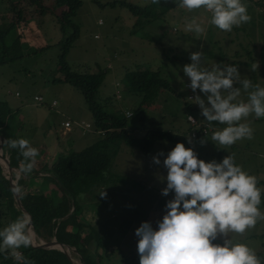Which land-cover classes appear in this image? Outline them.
Instances as JSON below:
<instances>
[{
  "label": "rangeland",
  "instance_id": "374dc122",
  "mask_svg": "<svg viewBox=\"0 0 264 264\" xmlns=\"http://www.w3.org/2000/svg\"><path fill=\"white\" fill-rule=\"evenodd\" d=\"M1 1L0 25L1 17H10V12L7 15L4 13L8 3ZM114 1H126L138 7H144L150 2V0H81V7L73 19L79 28V39L74 42L67 54L66 64L71 71L79 73L94 72L100 67L106 70L98 89V96L101 100L106 99L107 102L102 101L101 104L111 113H122L128 109L130 117L126 122L130 128L135 126L136 132L141 133L151 128L175 132L186 131L187 115L197 116L199 108L187 99L188 92L184 88L187 78L183 76L180 67L189 62L188 54L196 50L203 53L205 64H210L212 61L223 64L238 63L240 58L238 56L243 53L242 47H235L236 44L230 43L235 39L236 27L230 32L219 30L208 23L209 14L203 9L189 11L179 7V0H171L168 6L173 7L161 20L152 21L151 26L147 28L136 26L135 35L131 36L128 35V30L130 27L132 29L135 17L125 7L119 5L111 7L109 3ZM58 12L59 10L56 13ZM192 17L202 24L205 29L202 33L184 31V24ZM28 23V25L21 23L13 30V35L23 33L22 45L19 49L9 52L8 61L0 65V101L14 103L16 99L30 100L33 94H40L43 101L36 107L48 114L55 113L60 121L64 117L70 118L71 127L68 130L74 125L77 127L66 139L60 134L56 136L59 149L65 153L81 150L93 143V139L87 140V136H80V127H82L80 124L91 120L89 112L77 90L68 84L60 85L53 82L61 78L57 60L59 50L53 45L59 42L62 36L49 16L29 19ZM259 32L261 33L262 30L260 29ZM242 59L244 60L245 57ZM138 68L160 70L170 87V90L160 92L148 106H141L139 113L134 110L141 101L140 96L126 91L122 80L126 71ZM239 71L252 84L263 86L260 79L253 77L250 68L242 67ZM15 92L20 94L19 98L14 96ZM197 94H199L198 90ZM52 98L58 101L55 108H49L44 104V102L49 103ZM239 99H247V92L243 89ZM22 115L24 118H27V115L31 116L29 112L25 113V110ZM73 117L81 118L83 121L74 124ZM41 118L43 124L34 126L29 119L32 126L30 128H38L30 143L37 149V157L33 165H37L41 154L39 151H41L40 146H43L42 136L45 132L43 126L50 122ZM246 122L253 131L257 130L256 134L252 131L251 139H241L226 148L205 149L204 142L193 139L189 142L198 156L205 161L219 162L221 158L230 154L236 164L238 155L250 159L253 164H260V167L250 168L247 173L257 177V186L264 195V117L257 119L250 114ZM25 128L31 131L27 124ZM207 139L209 138H205L204 141ZM172 147L165 140L158 141L154 144L150 157L158 152L166 154ZM130 150L132 151L130 154L123 153L119 156L117 153L116 158L119 156L116 160L117 165L114 161L110 164L108 173L116 178L90 189L78 199L79 205L85 212L84 218L99 232L102 244L107 249L106 264H117L123 261L124 257L130 258L137 254L134 229L142 221H149L155 227V222L163 214L159 212L160 208L167 199L171 198V193L166 197L158 195L163 187L158 177L164 175V169L154 165L151 158L136 160L135 149L130 148ZM131 154L134 155L135 161ZM136 156L145 157L142 154ZM0 164L6 175L8 169L3 156ZM13 173L17 193L16 180L19 171L14 170ZM102 192L105 193L103 197L100 196ZM262 197L264 200V196ZM258 207L264 213V205L260 204ZM259 231L264 232V219L257 220L252 228L246 229L243 233H228V236L233 243L246 244L255 253H260L258 257L260 264H264V233L260 237L250 238L253 233ZM30 235L31 243H34L33 233L30 232ZM217 240L221 241V238L217 237ZM98 253L102 254L103 251L99 249Z\"/></svg>",
  "mask_w": 264,
  "mask_h": 264
},
{
  "label": "trees",
  "instance_id": "16d2710c",
  "mask_svg": "<svg viewBox=\"0 0 264 264\" xmlns=\"http://www.w3.org/2000/svg\"><path fill=\"white\" fill-rule=\"evenodd\" d=\"M170 1L151 0L144 7H138L126 1H114L109 5L125 7L132 13L135 21L131 34L135 35L136 26L144 28L152 21L161 20L173 7L168 6ZM1 2L8 3L4 13L7 15L10 12V17H1L0 65L8 61L9 52L19 49L22 45L23 33L13 35V30L21 23L28 25L29 19L49 16L62 36V39L53 45L59 50L57 60L58 70L61 72V78L53 82L68 84L80 93L91 116L92 130L101 135V138L91 145L59 156L47 169H36L33 165L30 172L26 174L19 172L16 180L17 193L32 212V240L37 244L55 239L70 248L69 257L74 261L84 264H106L107 249L102 244L99 232L93 229L89 221L84 218L85 212L79 205L78 199L90 189L116 178L108 173V168L117 155L121 143L138 150L146 158H150L154 144L162 140L172 146L181 142L185 144V147H191L197 154L189 142L192 139L189 136L190 127L187 126L184 132L151 128L138 133L135 126L130 128L126 122L130 116L126 117L123 112L111 113L103 108L101 102L106 103L107 100L99 98L98 89L106 70L100 67L94 72L79 73L69 69L65 58L74 42L79 39V28L73 19L81 7V0H2ZM242 2L246 5L250 20L242 23L244 26L234 28L235 39H232L230 43L236 44L235 47H242L243 51L238 56L241 59L239 58L235 65L238 71L242 67L250 68L253 77L260 79L264 86V0H242ZM58 10L59 12L56 13ZM254 64L256 68L253 67ZM122 80L126 91L140 96L141 101L134 110L137 113L140 112L141 106H148L160 92L170 90L168 81L157 69L129 70L124 73ZM188 115L193 116L197 122H206L212 129L219 124L215 121H204L199 114ZM11 122L12 115L8 107L0 102V132L7 141L17 139L10 137ZM200 132H197L193 140H204L212 130L205 135ZM7 151L11 164L15 170L19 171L20 162L23 160L19 150L10 148L7 144ZM49 186L52 187L51 191L48 189ZM262 196L264 195L261 194V203L264 205ZM24 215L26 214L22 209L11 200L6 175L0 164V229ZM99 249L103 251L102 254L98 253ZM16 251L20 253L23 261H18L12 255V250L5 248L0 251V264H71L65 253L57 248L21 246ZM256 255L260 257V253ZM122 262L138 264V255L124 257Z\"/></svg>",
  "mask_w": 264,
  "mask_h": 264
},
{
  "label": "clouds",
  "instance_id": "9594fccd",
  "mask_svg": "<svg viewBox=\"0 0 264 264\" xmlns=\"http://www.w3.org/2000/svg\"><path fill=\"white\" fill-rule=\"evenodd\" d=\"M179 7L203 9L209 14L208 23L224 32L250 20L242 0H179ZM204 30L195 17L184 24L185 32L199 34ZM188 60L180 67L192 93L188 99L199 108L204 121L225 125L211 133V140L230 146L251 139L253 130L246 118L250 114L257 119L264 117V86L252 84L235 64H205L200 50L190 52ZM242 89L247 92L246 100L239 99ZM7 144L23 157L19 172H30L37 149L24 138ZM151 162L164 169V175L158 177L163 183L160 195L171 193V198L165 201L155 227L142 221L134 229L138 264H260L252 248L233 243L228 236L243 233L264 219L258 207L261 188L256 176L242 170L230 154L219 162L205 161L181 142L166 154L156 153ZM104 195L102 192L100 196ZM29 224V217L24 215L0 229V251L10 249L18 261H23L16 250L30 245ZM218 235L221 242H216Z\"/></svg>",
  "mask_w": 264,
  "mask_h": 264
},
{
  "label": "crops",
  "instance_id": "0c3cea01",
  "mask_svg": "<svg viewBox=\"0 0 264 264\" xmlns=\"http://www.w3.org/2000/svg\"><path fill=\"white\" fill-rule=\"evenodd\" d=\"M151 1V0H150ZM148 26H151V23L147 24L145 26V28H147ZM206 26V24L204 25ZM128 35H131V27L130 29L128 30ZM96 36V35H95ZM116 57V56H114ZM110 64V63H108ZM123 66V65H122ZM122 69H124L122 67ZM242 76H245L241 73V71H238ZM56 84H62V83H56ZM115 86V85H114ZM116 93V91H115ZM17 92H15L14 96L19 98L20 97V94H18ZM35 96H41L40 94H33V96L30 98V100H25L23 99L22 100H15L14 103L12 102H6V101H2V103H5V105L8 107L11 115H12V122H11V125H10V137H16L17 139L18 138H24L26 139L29 144L31 143L32 141V137H34V133H36L37 131V127L36 128H30L32 126H34L35 124L36 125H42L43 123V119L41 117H43L46 121H50L45 127L43 126V129L45 130L43 136H42V141H43V146L41 147L40 146V149L41 151H39V153H41L38 157V161H37V165L35 164L34 167L36 169H47L51 166V164L59 157V156H62L64 154H66L65 152H62L60 149H59V141H58V138L56 137L58 134H60L61 136H63V139H66L68 138L72 131H74L77 127L76 125H74L71 129H65L63 126H62V123H64L65 121H69L71 123V120L70 118L68 117H64L62 121H60L58 118H57V115L55 113H52V114H48L47 112H45L43 109H40L37 106V104H41V103H38V102H35L34 101V97ZM42 97V96H41ZM43 99V98H42ZM17 101V102H16ZM43 101V100H42ZM55 102V106L52 105V102ZM1 102V101H0ZM44 104H46V106H48L49 108H55L57 105H58V101H56L55 98H52L50 100L49 103H46L44 102ZM43 104V105H44ZM25 110V113L26 112H29L31 116H28L27 115V118L23 117L22 113L23 111ZM128 109L124 110V112H126ZM21 111V112H20ZM58 110H55V112H57ZM89 116H90V113H89ZM91 117V116H90ZM29 119H31L32 121V126H30V121ZM73 123L76 124V123H81V118H75L73 117ZM186 122V121H185ZM85 123H89V124H92V120L88 121V122H85ZM28 125L29 129H26L25 128V125ZM187 124V122H186ZM56 125V126H55ZM188 126V125H187ZM71 127V126H70ZM188 128V127H187ZM223 128V124H218L216 127H214L212 129V132L213 131H217V130H220ZM256 131L257 130H254L253 132L256 134ZM211 132V133H212ZM211 133L209 136H206L205 138H209L207 139L206 141H204V148L205 149H209V148H226V146H220L218 145L215 141H212L211 140ZM84 134H88V135H84ZM80 136H87V140L88 139H93V143L96 142L97 140H99L101 138V135H99V133L97 131H94V130H91V131H85L83 130L81 127H80ZM204 138V140H205ZM91 145V144H90ZM131 147H128L126 146L125 144H120L119 146V156L123 153H131L132 151L130 150ZM79 151V150H78ZM131 151V152H130ZM135 152H136V155H141V153L135 149ZM132 155V158L133 160L135 161V158L136 160L140 161L141 158H146V157H139V156H136L135 155V158L133 157L134 155ZM119 156L116 158V156L114 157L113 161H114V164H116V160L119 158ZM151 158V157H150ZM237 158V164H239L242 168V170L244 171H248L250 170V168H257V167H260L261 165L258 164V163H251L250 162V159H245V158H242L240 157L239 155L236 157ZM148 159V158H147ZM113 163V162H112ZM126 163V162H125ZM117 165V164H116ZM114 170H116L115 168V165H114ZM51 186L48 187V189L51 191ZM160 193H158L159 195ZM262 204V203H261ZM163 207L160 208L159 212H163ZM156 212V211H154ZM258 220H262V219H258ZM263 231H259V232H256V233H253L252 236L250 238H253V237H260V235H263ZM259 235V236H258ZM219 237V235H218ZM124 264V262L120 261L118 262L117 264Z\"/></svg>",
  "mask_w": 264,
  "mask_h": 264
},
{
  "label": "water",
  "instance_id": "95a60500",
  "mask_svg": "<svg viewBox=\"0 0 264 264\" xmlns=\"http://www.w3.org/2000/svg\"><path fill=\"white\" fill-rule=\"evenodd\" d=\"M0 141H4L3 144H0V154H2L0 156V159L3 156L4 160L6 161V165H7V169H8V171L6 172V180H7L8 189L10 191L11 200L15 205L20 207L22 209V211L29 217L30 224L28 225V230L31 233H33L31 230L32 212L29 209L28 205L25 203V201L18 195V193L15 192V184H14V179H13L14 178L13 172H14L15 168L11 164L10 157H9V154L7 151V140L1 132H0ZM12 186H14V191H12ZM30 232H29V234H30ZM29 246L33 247V248H44V249H46V248H57L60 251H62L63 253H65V255L68 257L71 264H84L83 262H77V261L72 260L69 257L70 248L67 245L62 244L55 239H52L51 241H48V242L41 241L37 244L30 243ZM71 250H74V249H71Z\"/></svg>",
  "mask_w": 264,
  "mask_h": 264
},
{
  "label": "built area",
  "instance_id": "2783aa9c",
  "mask_svg": "<svg viewBox=\"0 0 264 264\" xmlns=\"http://www.w3.org/2000/svg\"><path fill=\"white\" fill-rule=\"evenodd\" d=\"M186 84L184 85V88L188 92V95H187V99H188L189 97H191L192 93L187 89ZM42 100L43 99H42L41 96H35L34 97V101L35 102L41 103ZM55 104L56 103L53 101L52 102V105L55 106ZM125 116L126 117H129L130 114L126 111L125 112ZM189 117H191V119ZM186 122H187L188 126L190 127V134H189V136L192 139L196 137L198 131H201L200 133H202V134L205 135V134L211 132V130H212V128L206 122H203V121L197 122V120L193 116H191V115H188L186 117ZM80 125L82 126V128L85 131H91L92 130V125L89 124V123H83V124L81 123ZM62 126L65 129H68V128H70L71 123L69 121H65L64 123H62ZM120 264H122V263H120Z\"/></svg>",
  "mask_w": 264,
  "mask_h": 264
}]
</instances>
